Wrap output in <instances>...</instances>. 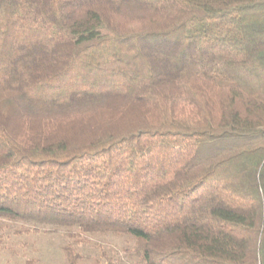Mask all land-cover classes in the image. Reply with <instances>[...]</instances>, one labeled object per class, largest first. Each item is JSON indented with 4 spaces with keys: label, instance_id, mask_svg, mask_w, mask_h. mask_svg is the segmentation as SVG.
<instances>
[{
    "label": "trees",
    "instance_id": "1",
    "mask_svg": "<svg viewBox=\"0 0 264 264\" xmlns=\"http://www.w3.org/2000/svg\"><path fill=\"white\" fill-rule=\"evenodd\" d=\"M0 221L264 264V0H0Z\"/></svg>",
    "mask_w": 264,
    "mask_h": 264
},
{
    "label": "rangeland",
    "instance_id": "2",
    "mask_svg": "<svg viewBox=\"0 0 264 264\" xmlns=\"http://www.w3.org/2000/svg\"><path fill=\"white\" fill-rule=\"evenodd\" d=\"M20 224L0 221V264H26L34 260L37 264H66L63 247L71 240L63 234L44 232L16 234ZM83 253L82 264H93L106 258L114 259V264H138L132 259L127 248H134L124 237H87L76 244Z\"/></svg>",
    "mask_w": 264,
    "mask_h": 264
}]
</instances>
